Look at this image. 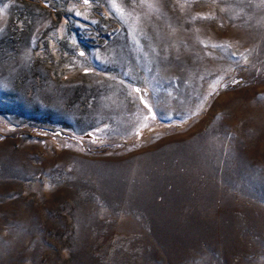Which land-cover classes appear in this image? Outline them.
I'll list each match as a JSON object with an SVG mask.
<instances>
[{
    "label": "rangeland",
    "instance_id": "rangeland-1",
    "mask_svg": "<svg viewBox=\"0 0 264 264\" xmlns=\"http://www.w3.org/2000/svg\"><path fill=\"white\" fill-rule=\"evenodd\" d=\"M0 264H264V0H0Z\"/></svg>",
    "mask_w": 264,
    "mask_h": 264
},
{
    "label": "snow or ice",
    "instance_id": "snow-or-ice-1",
    "mask_svg": "<svg viewBox=\"0 0 264 264\" xmlns=\"http://www.w3.org/2000/svg\"><path fill=\"white\" fill-rule=\"evenodd\" d=\"M85 3H87V0H85Z\"/></svg>",
    "mask_w": 264,
    "mask_h": 264
}]
</instances>
